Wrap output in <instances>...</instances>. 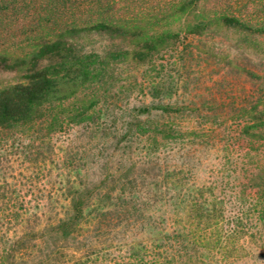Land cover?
<instances>
[{
  "label": "trees",
  "instance_id": "16d2710c",
  "mask_svg": "<svg viewBox=\"0 0 264 264\" xmlns=\"http://www.w3.org/2000/svg\"><path fill=\"white\" fill-rule=\"evenodd\" d=\"M200 1L74 23L22 51H0V264H264V23L200 12ZM211 34L263 72L194 44ZM209 58L256 83L253 108L188 103V67ZM137 92L149 101L133 103ZM228 108L248 118L239 123V156L229 150ZM187 118L193 126L178 123ZM73 124L100 134L119 169L108 168V157L100 175L84 174L70 151L63 212L52 194L26 202L33 190L16 158L37 165L53 135ZM219 131L220 170L201 180L200 153L213 149Z\"/></svg>",
  "mask_w": 264,
  "mask_h": 264
},
{
  "label": "rangeland",
  "instance_id": "374dc122",
  "mask_svg": "<svg viewBox=\"0 0 264 264\" xmlns=\"http://www.w3.org/2000/svg\"><path fill=\"white\" fill-rule=\"evenodd\" d=\"M174 1L176 0H0V51H22L34 38L74 23L85 24L97 18L119 20L161 14ZM198 11L205 13L226 11L253 23H264V0H201ZM205 43L208 47L215 45L223 55L227 54L233 66L238 63L246 65L257 73L263 72L260 65L258 66L259 61L250 65L246 60L249 56H246L235 44L222 39L220 35L211 34L194 41V44L201 48ZM188 69L190 80L193 81L190 98L194 102L188 101V103L204 111L209 110L207 106L213 107L232 101H236L239 107L246 106L251 109L260 95L256 83L245 74H241L242 72L230 70L225 61L218 64L212 58L202 59L200 63L194 62ZM142 99L149 101L148 97L137 92L132 101L139 103ZM260 108H264V103H260ZM226 114L223 118L230 129L227 137L231 142L229 150L239 156L245 152L246 147V142L238 137L239 123L248 118L242 117L241 113L229 111V108ZM194 120L195 118H187L178 120V123L189 127L194 125L192 123L195 122ZM222 137L223 134L219 131L213 149L200 153L204 159L200 168L201 180L209 178L211 174H216V171L220 170V161L225 152ZM105 144L106 141L102 136L94 133L91 128L73 124L53 135V150L47 151V157L41 159L37 165L16 158V171L22 172L23 176L27 177L25 189L33 190L25 193V201L30 203L38 200L43 203L46 202V197L52 194V199L59 204L58 210L62 213L61 206L67 202L61 195V188L65 186L68 175L67 166L64 164L67 153L71 151L77 155L84 174L98 176L106 170L105 160L108 157L111 158L108 168L117 170L120 166L117 162L119 154L114 153L112 149L105 150ZM137 154L139 155L140 152L135 153V156H138ZM73 174L76 176L77 173L74 171ZM35 192L38 194V199ZM39 192L42 193V199L39 197Z\"/></svg>",
  "mask_w": 264,
  "mask_h": 264
}]
</instances>
